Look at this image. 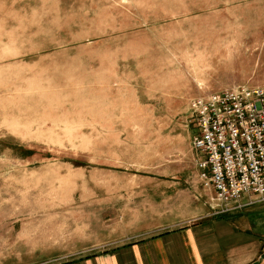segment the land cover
<instances>
[{
    "label": "rangeland",
    "instance_id": "obj_1",
    "mask_svg": "<svg viewBox=\"0 0 264 264\" xmlns=\"http://www.w3.org/2000/svg\"><path fill=\"white\" fill-rule=\"evenodd\" d=\"M247 1L0 0V264L212 211L190 107L210 84L264 85V50L223 49L264 22Z\"/></svg>",
    "mask_w": 264,
    "mask_h": 264
},
{
    "label": "crops",
    "instance_id": "obj_2",
    "mask_svg": "<svg viewBox=\"0 0 264 264\" xmlns=\"http://www.w3.org/2000/svg\"><path fill=\"white\" fill-rule=\"evenodd\" d=\"M242 4L257 9V6H264V0H248ZM228 34L252 37L234 39L230 46L223 48L225 50H264V38L261 37L264 22L241 25L240 30ZM235 87L264 85L234 84L214 88L210 84L199 90V95L194 98L208 97ZM195 132L198 133L197 128ZM196 158L202 185L215 194L212 211L198 217L190 215L179 222H158L154 227L108 242V250L59 264H264V195L246 192L239 200L222 202L201 178L199 163L204 160L203 154L197 152Z\"/></svg>",
    "mask_w": 264,
    "mask_h": 264
},
{
    "label": "built area",
    "instance_id": "obj_3",
    "mask_svg": "<svg viewBox=\"0 0 264 264\" xmlns=\"http://www.w3.org/2000/svg\"><path fill=\"white\" fill-rule=\"evenodd\" d=\"M198 128L192 145L203 154L201 178L219 200L264 195V87H235L191 101Z\"/></svg>",
    "mask_w": 264,
    "mask_h": 264
}]
</instances>
